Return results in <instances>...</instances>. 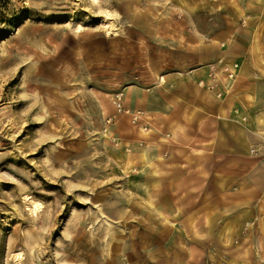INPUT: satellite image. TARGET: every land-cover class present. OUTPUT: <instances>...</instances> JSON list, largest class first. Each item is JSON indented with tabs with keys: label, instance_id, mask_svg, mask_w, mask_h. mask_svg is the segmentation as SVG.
I'll return each mask as SVG.
<instances>
[{
	"label": "rangeland",
	"instance_id": "374dc122",
	"mask_svg": "<svg viewBox=\"0 0 264 264\" xmlns=\"http://www.w3.org/2000/svg\"><path fill=\"white\" fill-rule=\"evenodd\" d=\"M0 2V264H264V0ZM215 56L240 65L238 178L116 107Z\"/></svg>",
	"mask_w": 264,
	"mask_h": 264
},
{
	"label": "crops",
	"instance_id": "0c3cea01",
	"mask_svg": "<svg viewBox=\"0 0 264 264\" xmlns=\"http://www.w3.org/2000/svg\"><path fill=\"white\" fill-rule=\"evenodd\" d=\"M201 59L200 67L191 71L198 72L197 75H179L180 89L174 87L172 82L165 88L161 87L162 84L157 81L158 77L153 85L145 88V96L148 92L152 99H145L142 104L144 117L141 118L148 129L154 127L153 119L156 124L158 121V125L164 127L167 139H163L166 141L162 146L167 160L176 157L178 150H184V153L198 161L208 159V163L213 164L205 176L216 175L214 169L219 166L217 168H229L220 170V174L238 178L240 173L236 171L235 164L239 159L247 161L252 146V130L234 112L240 109L238 100L232 98L237 93L234 82L236 80L224 98L220 99L197 85L199 79L206 77L209 63L220 58L215 56L208 62L205 58ZM164 76L160 75L159 78ZM126 108L137 110L129 105H126ZM158 116L159 119L156 118ZM168 153L171 156H168ZM252 166L246 175L254 172L251 170ZM230 167H234L232 171ZM191 190H198V187L192 186Z\"/></svg>",
	"mask_w": 264,
	"mask_h": 264
},
{
	"label": "built area",
	"instance_id": "2783aa9c",
	"mask_svg": "<svg viewBox=\"0 0 264 264\" xmlns=\"http://www.w3.org/2000/svg\"><path fill=\"white\" fill-rule=\"evenodd\" d=\"M240 65L237 61H214L208 65L206 77L199 79L197 85L212 93L216 98H224L229 92L233 81L236 79ZM224 83V86H222ZM122 92L115 94L116 107L118 111H123L131 115V122L137 123L141 118L142 111L125 109L122 105ZM145 129V128H144Z\"/></svg>",
	"mask_w": 264,
	"mask_h": 264
},
{
	"label": "bare ground",
	"instance_id": "6f19581e",
	"mask_svg": "<svg viewBox=\"0 0 264 264\" xmlns=\"http://www.w3.org/2000/svg\"><path fill=\"white\" fill-rule=\"evenodd\" d=\"M94 2H97V0H93ZM41 203L37 202V201H31V208L30 211L34 214L37 213V211L41 210ZM33 214V215H34ZM20 257V255H18L16 258L18 259Z\"/></svg>",
	"mask_w": 264,
	"mask_h": 264
},
{
	"label": "trees",
	"instance_id": "16d2710c",
	"mask_svg": "<svg viewBox=\"0 0 264 264\" xmlns=\"http://www.w3.org/2000/svg\"><path fill=\"white\" fill-rule=\"evenodd\" d=\"M0 6H1V2H0ZM1 12H0V23H2V25H8L9 24V21L10 19H3V17H1ZM2 33H3V28L0 27V35L2 36Z\"/></svg>",
	"mask_w": 264,
	"mask_h": 264
}]
</instances>
